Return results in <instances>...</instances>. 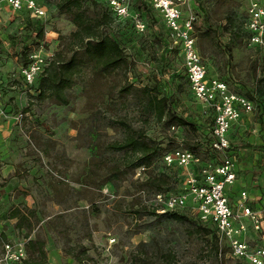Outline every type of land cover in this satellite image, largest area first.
Listing matches in <instances>:
<instances>
[{
	"label": "rangeland",
	"instance_id": "1",
	"mask_svg": "<svg viewBox=\"0 0 264 264\" xmlns=\"http://www.w3.org/2000/svg\"><path fill=\"white\" fill-rule=\"evenodd\" d=\"M86 2L91 9L97 6L94 0ZM129 2L127 16L105 30L123 51L127 67L104 73L80 48L72 47L76 28L68 14L58 11V0H37L45 12L39 20L25 14L0 17V234L7 238L0 239V251L4 244L24 249L21 262L0 264H23L28 240L44 243L49 264H247L226 248L216 257L213 237L189 219L177 223L147 208L155 191L134 179L128 164L133 156L108 149L122 143L129 131L144 130L160 154L175 150L171 137L182 135L203 161L222 158L214 153L210 157L194 143L206 133L197 128L201 105L188 90L183 57L172 48L163 17L146 0ZM200 3L198 10L205 16L194 28L198 52L209 60L211 75L217 74L232 93L255 105L231 139L239 156L238 184L250 176L256 193H261L264 49L250 48L246 35L231 33L232 26L243 21V0ZM182 8L187 11V5ZM137 21L145 26L143 33L136 30ZM40 50L48 62L60 55V62L67 63L78 54V72L73 87L64 92L65 106L50 97L38 98L41 75L33 85L23 82L20 69L28 55ZM144 88L166 98L170 112L190 127L176 136L170 133L164 122L143 110ZM160 171L158 160L148 177ZM167 182V187L173 183L171 178ZM15 208L28 215L31 232L19 231L9 219ZM250 237L256 239L252 231Z\"/></svg>",
	"mask_w": 264,
	"mask_h": 264
},
{
	"label": "built area",
	"instance_id": "2",
	"mask_svg": "<svg viewBox=\"0 0 264 264\" xmlns=\"http://www.w3.org/2000/svg\"><path fill=\"white\" fill-rule=\"evenodd\" d=\"M96 1L116 21L125 18L129 12V0ZM146 1L163 17L172 48L183 57L188 90L201 105L198 117L206 130L204 149L210 157L213 153L222 156L219 160L203 161L202 155L185 146L184 136H176L183 129L171 126L168 131L176 136L171 139L177 148L164 153L159 161L163 167L160 173L171 178L173 183L153 193L147 208L157 215L179 213L200 224L212 226L219 257L226 248L236 260L264 264V193H256V186L238 188L239 156L232 148L231 139L243 116L255 110L254 102L246 96L232 93L217 74L211 75L206 65L209 60L202 59L198 52L194 28L199 18L205 16L198 10L201 0ZM243 1L246 3L241 5L243 30L238 35L247 36L250 48L264 49V0ZM183 5H187V11L183 10ZM21 14L31 20L45 16L37 0H0V17L13 15L19 18ZM136 30L143 33L145 26L137 21ZM27 57L28 64L20 69V74L25 84L33 85L50 62L45 60L42 50ZM199 142V139H194V143ZM155 164L149 168H137L134 179L147 182L150 178L148 172ZM250 231L256 239L252 240ZM23 258L24 249L14 250L10 244H4L0 251V262L9 260L17 263Z\"/></svg>",
	"mask_w": 264,
	"mask_h": 264
},
{
	"label": "trees",
	"instance_id": "3",
	"mask_svg": "<svg viewBox=\"0 0 264 264\" xmlns=\"http://www.w3.org/2000/svg\"><path fill=\"white\" fill-rule=\"evenodd\" d=\"M94 1L97 6L94 5L91 9L89 6H86V0H58V11L68 14L70 22L76 28L75 32L71 34L72 47L80 48L84 57L93 60L95 66L103 73L109 70L125 69L127 63L123 51L119 45L105 33V30H109L113 22L118 21L114 19L103 5L99 4L96 0ZM89 12L93 13L94 16L92 18L88 16ZM240 26L242 27V24ZM240 26H232L231 33L234 37L238 36L240 33L238 31V28H241ZM77 56L78 54L75 53L67 63L60 62V55H56L50 61L49 65L40 76L37 88L39 93L38 98L44 100L50 97L52 100L56 101L58 105L65 106L68 104L64 92L73 87L74 77L78 72ZM122 92L126 94L129 93L127 89H123ZM141 94L144 101L143 110L151 114L156 121L164 122L168 126V129L171 126H176L183 130L190 127L184 118L178 116L177 113L174 114L170 112L168 100L166 98H160L154 90L149 88H144ZM121 125L122 127H126L124 124ZM198 126V129H205L200 123H198ZM204 140H206L205 136L198 143L200 146L202 145L203 148L205 145L203 142ZM171 143L172 142H170V144ZM185 146L189 150L195 152L193 146L188 145V143H186ZM108 149L114 152H124L125 154L133 156L128 164L134 171L140 167H151L164 154V152L160 154L159 148L154 142L147 138L144 130L129 131V134L122 143H114L110 145ZM169 179L170 178L166 175L159 172L157 176L150 177L142 186L150 188L155 192H160L167 186V180ZM136 214H139V212H136ZM153 214L155 213L153 212ZM160 216L177 223H182L189 219L185 215L179 213H168ZM9 219L16 221V228L19 231L27 228L28 233L31 232V222L28 215H24L19 209H12L9 213ZM189 220L202 227L201 231L203 233L213 237L215 243L214 254L217 257L219 248L213 227L200 224L191 219ZM0 239L2 241H7L4 234H0ZM44 247V243L39 240H28L25 245V251L28 257L23 261V264H49Z\"/></svg>",
	"mask_w": 264,
	"mask_h": 264
},
{
	"label": "crops",
	"instance_id": "4",
	"mask_svg": "<svg viewBox=\"0 0 264 264\" xmlns=\"http://www.w3.org/2000/svg\"><path fill=\"white\" fill-rule=\"evenodd\" d=\"M238 125H239V124H238ZM238 125H237V126H238ZM247 184H249V185H247ZM237 186H238L239 189H242V188H245V187H246V188H247V187H251V188H252V187H254V186H256V185H254V184L251 183L250 176H248V178H247V183H245L244 185H240V184H238V182H237Z\"/></svg>",
	"mask_w": 264,
	"mask_h": 264
}]
</instances>
